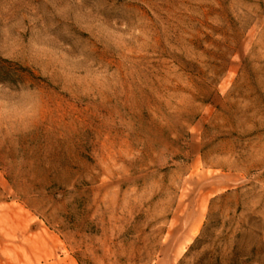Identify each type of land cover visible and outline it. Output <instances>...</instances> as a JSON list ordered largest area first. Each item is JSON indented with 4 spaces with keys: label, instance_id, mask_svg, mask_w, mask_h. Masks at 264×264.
I'll use <instances>...</instances> for the list:
<instances>
[{
    "label": "rangeland",
    "instance_id": "1",
    "mask_svg": "<svg viewBox=\"0 0 264 264\" xmlns=\"http://www.w3.org/2000/svg\"><path fill=\"white\" fill-rule=\"evenodd\" d=\"M0 264H264V0H0Z\"/></svg>",
    "mask_w": 264,
    "mask_h": 264
}]
</instances>
